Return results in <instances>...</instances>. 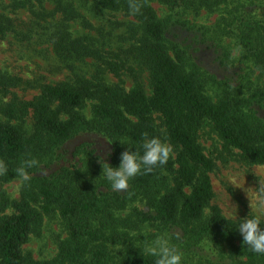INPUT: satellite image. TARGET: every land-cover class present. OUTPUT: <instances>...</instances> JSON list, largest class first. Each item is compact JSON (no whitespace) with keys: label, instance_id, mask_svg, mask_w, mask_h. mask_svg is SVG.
<instances>
[{"label":"trees","instance_id":"1","mask_svg":"<svg viewBox=\"0 0 264 264\" xmlns=\"http://www.w3.org/2000/svg\"><path fill=\"white\" fill-rule=\"evenodd\" d=\"M74 1L0 0L2 11L27 10L37 20L54 21L48 23V40L62 63L73 67L72 62L85 58L98 62L90 79L40 84L33 99H15L0 109L4 115L0 119V162L7 169L0 182L19 178L17 169L26 161H36L26 169L29 180L24 181L21 198L11 204L14 212L0 218V264H154V258L144 254L115 257L107 249L108 243L120 244L125 237L116 231L113 209H122L135 199L146 202L150 209L139 213L143 221H157L167 227L196 225L200 237H216L228 243L240 239L239 219H226L219 207L210 206L214 197L210 174L216 165L204 154L198 134L208 125L225 149L238 151L244 162L264 167V122L253 110L246 112L248 101L228 94L214 100L204 92L199 76L188 69L184 52L177 45L167 46L166 25L150 5L155 0H91L92 13L121 12L134 19L128 24L132 42L117 51L131 55L148 71L151 91L147 94L138 82L127 91L108 85L102 74L109 71L118 76L123 66L121 56L112 53L119 62L108 61L106 56L111 51L97 40L104 38L100 31L97 37L72 34L70 22L79 21L86 29H94L81 11L84 3L75 6ZM260 24L264 33V21ZM13 27V19L0 12V38L15 31ZM22 85L30 86L28 81L0 74L3 95ZM87 102L92 103L90 116L83 111ZM27 115L32 121L30 131L20 123ZM80 135L107 140L114 165L120 163L127 148L142 151L146 136L169 144L172 156L164 166L137 175L129 188L122 195L113 194L110 202L104 196L97 197L89 187L74 183L75 177L65 181L69 178L65 171L49 177L31 176L48 156ZM206 208L210 213L204 218ZM55 210L66 225L68 238L59 243L52 260L35 261L23 254L22 247L41 226L43 215ZM234 250L243 258L239 264H264V254L252 252L243 241L242 247Z\"/></svg>","mask_w":264,"mask_h":264},{"label":"rangeland","instance_id":"2","mask_svg":"<svg viewBox=\"0 0 264 264\" xmlns=\"http://www.w3.org/2000/svg\"><path fill=\"white\" fill-rule=\"evenodd\" d=\"M79 2L84 3L81 11L94 29H86L79 21L70 22L72 34L97 37L100 31L104 38L97 40L104 43L106 51H111L106 56L108 61L119 62L113 55L117 53L123 62L118 76L109 71L102 74L105 83L119 85L127 91L138 82L150 94L148 71L131 55L117 51L132 42L128 24L134 19L121 12L92 13L89 11L91 0H75V6ZM150 5L166 25L167 46L177 45L184 52L188 69L199 76L204 92L214 100L223 94L244 99L250 107L246 112L253 110L264 122V33L260 24L264 21V0H155ZM46 8L52 6L46 5ZM0 12L13 19L15 30L0 38V74L20 78L30 85L11 88L6 96L0 92V109L15 99H33L39 93L40 84L90 79L95 75L98 62L91 58L74 61L73 67L57 58L48 40L51 31L48 23H54L51 19L48 22L37 20L27 10L12 12L0 8ZM91 104L87 102L83 109L87 116L91 114ZM0 119H4L1 112ZM20 123L32 130L30 115L20 119ZM198 142L216 165L210 174L214 193L210 206L219 207L226 219L259 215L264 221V208L257 206L258 194L264 191V167L244 162L238 151L225 149L208 125L199 131ZM112 154L107 140L80 135L48 156L31 176L49 177L65 171L69 175L65 181L75 177L74 183L89 187L97 197L104 196L110 202L113 194H123L112 191L102 175L103 161L112 167L120 164H113ZM23 184L21 177L0 182V218L14 212L11 204L21 198ZM142 212H150V209L140 199L128 201L122 209H113L116 231L125 234L120 244H107L115 257L135 252L144 254L145 242L166 235L182 252L183 264H239L238 260L243 261L234 250L242 247V237L232 243L216 237H200L196 225L167 227L157 221H143L139 215ZM209 213L210 209L206 208L204 218ZM66 238V225L55 210L43 215L41 226L29 236L22 252L35 261H49Z\"/></svg>","mask_w":264,"mask_h":264},{"label":"clouds","instance_id":"3","mask_svg":"<svg viewBox=\"0 0 264 264\" xmlns=\"http://www.w3.org/2000/svg\"><path fill=\"white\" fill-rule=\"evenodd\" d=\"M142 151H133L129 148L120 156L118 167H112L103 161L102 175L110 184L112 191L123 192L129 188V182L140 174H147L156 167L164 166L172 156V149L159 137L147 136L142 143ZM35 160L26 161L24 166L17 169V175L23 181L29 180L26 171L35 165ZM7 171L3 162H0V175ZM257 206L264 208V191L257 197ZM234 216L237 217L236 212ZM238 231L242 237L243 244L252 252L264 254V227L261 226L262 218L259 215L248 216L239 219ZM144 255L154 258V264H183V254L180 249L172 243L166 235L158 236L156 239L145 242L142 249Z\"/></svg>","mask_w":264,"mask_h":264}]
</instances>
